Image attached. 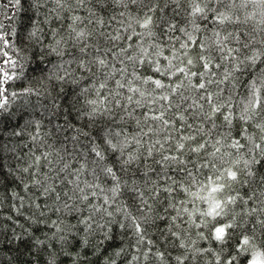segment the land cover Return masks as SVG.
<instances>
[{
	"label": "snow or ice",
	"instance_id": "6c2138e0",
	"mask_svg": "<svg viewBox=\"0 0 264 264\" xmlns=\"http://www.w3.org/2000/svg\"><path fill=\"white\" fill-rule=\"evenodd\" d=\"M9 4L0 208L46 264H264V0Z\"/></svg>",
	"mask_w": 264,
	"mask_h": 264
},
{
	"label": "trees",
	"instance_id": "16d2710c",
	"mask_svg": "<svg viewBox=\"0 0 264 264\" xmlns=\"http://www.w3.org/2000/svg\"><path fill=\"white\" fill-rule=\"evenodd\" d=\"M27 5L25 4V7ZM14 14V10L9 4V0H0V22H2L8 30L15 27L17 30H20L21 25H28L29 19L31 17V12H22L15 15L14 20H10ZM11 54V53H10ZM4 171L8 173L10 171L9 165L15 163V161L7 154H4ZM11 176L8 177V180L3 182L10 185L8 189V194L10 195L13 190H15V185L11 183ZM24 216H17L15 210L10 209L9 201L4 200V206L0 208V225L6 229V234L3 237H0V264H46L48 259V251L51 249H44L39 246H35L32 243V236H39L43 238V233L35 231L33 226H30L27 223L25 217L29 214L27 205L25 206ZM11 216V220H6L4 218ZM55 218V216H53ZM15 221V223H13ZM24 225V228H20L19 225ZM25 229L28 230L29 234H25ZM13 231L18 234L23 235V242L21 240L12 238ZM11 238V242H6ZM73 247H76L75 242H73ZM113 249H109L107 255L112 253ZM93 261H97V264H103V260L106 259V254L101 252L99 260L97 256L91 255L89 257ZM63 259V258H62ZM64 264H69L67 260L64 261ZM120 264H124L123 261Z\"/></svg>",
	"mask_w": 264,
	"mask_h": 264
}]
</instances>
